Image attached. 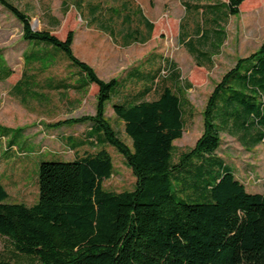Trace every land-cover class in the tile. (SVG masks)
Segmentation results:
<instances>
[{
    "label": "trees",
    "instance_id": "16d2710c",
    "mask_svg": "<svg viewBox=\"0 0 264 264\" xmlns=\"http://www.w3.org/2000/svg\"><path fill=\"white\" fill-rule=\"evenodd\" d=\"M197 1L184 4L185 13L196 14L195 38L187 37L183 23L178 35L182 42L187 39L184 47L196 66L209 70L225 40L223 23L239 15L245 0ZM72 2L79 7L76 0ZM0 5L22 27L28 63L61 56L75 69L74 83L58 82L49 90L88 92L94 87L95 114L58 125H89L81 139L67 140L70 150L86 144L102 148L93 154H75L69 162H40L38 202L30 207L6 203L8 194L0 182V239L11 247L15 264H264V183L261 193H247L233 169L216 156L222 133L247 149L264 144V42L238 59L215 84L202 112L201 135L174 161L173 143L182 137L188 101L181 90L161 83L168 77L174 83L181 80L175 63L162 59L157 68L131 69L125 79L105 82L74 56L72 31L61 40L51 31L32 29L28 15L8 0H0ZM62 5L68 9L67 2ZM95 11L91 7L89 14ZM125 12L123 46L145 44L154 25L140 8ZM132 16L141 22L143 35L132 28ZM101 29L112 33L107 27ZM12 75L0 57V83ZM127 81L139 87L121 95ZM26 84L33 85L23 74L15 89ZM184 85L183 90L191 88L187 80ZM158 87L157 97L148 100ZM110 101L130 146L105 117ZM9 133L0 127V139L16 146ZM105 145L124 158L135 177L133 190L116 193L103 187L113 175Z\"/></svg>",
    "mask_w": 264,
    "mask_h": 264
},
{
    "label": "rangeland",
    "instance_id": "374dc122",
    "mask_svg": "<svg viewBox=\"0 0 264 264\" xmlns=\"http://www.w3.org/2000/svg\"><path fill=\"white\" fill-rule=\"evenodd\" d=\"M8 1L28 15L34 30L51 31L61 40L72 31L74 56L89 65L97 77L105 82L125 79L131 69L148 71L157 68L162 59L175 63L181 80L174 83L168 77L161 83L174 91L181 90L188 101L182 137L173 143L174 161L179 154L192 148L201 135L202 112L215 84L238 59L254 53L264 42V0H245L240 14L227 18L223 23L225 40L213 56L209 70L197 67L194 58L179 43L180 23H183V32L187 37L192 40L195 38L196 14L185 13L183 0H76L79 7L72 0ZM64 1L67 2V10L63 8ZM124 5L126 11L140 8L153 23L152 38L146 44L135 43L128 48L123 46L121 35L128 26L123 23L126 13ZM91 7L96 10L93 16L89 14ZM131 23L132 28H138L141 35L145 33L137 17L132 16ZM102 27H107L112 33L104 32ZM26 49L20 23L0 5V57L13 71L9 80L0 83V127L10 130L9 138L15 142V152L20 162L24 158L29 159L15 171L14 184L7 181L6 203L30 207L38 202L37 173L40 162H69L73 161L75 154H93L102 148L86 144L75 152L70 150L67 140L81 138L89 125H58L66 120L93 116L96 108L95 89H90L88 94L73 90H49V85L58 82L74 83L77 79L75 69L61 56L49 61L28 63L23 55ZM152 58L154 60L151 61ZM23 74L30 76L33 85H21L20 90L14 89V84ZM185 80L191 85L188 90H183ZM138 87V84L127 81L125 92L121 95L129 90L136 91ZM159 92L158 87L147 99H155ZM120 96L113 101H117ZM111 103L106 104L105 117L119 139L130 146L123 123L116 118ZM220 137L216 156L233 169L235 178L245 186L247 193H261L264 183V144L247 149L225 133ZM7 142V138L0 141L3 147L7 146ZM103 149L110 155L113 166V175L103 182V187L116 193L133 190L135 177L124 158L111 146L105 145ZM11 172V164L4 166L3 161H0V177L3 181ZM1 261L16 263L11 247L3 239H0Z\"/></svg>",
    "mask_w": 264,
    "mask_h": 264
},
{
    "label": "crops",
    "instance_id": "0c3cea01",
    "mask_svg": "<svg viewBox=\"0 0 264 264\" xmlns=\"http://www.w3.org/2000/svg\"><path fill=\"white\" fill-rule=\"evenodd\" d=\"M187 3V4H191V5H194V4H197L198 1L197 0H183V7H184V4ZM185 9V8H184ZM142 11V10H141ZM240 14V13H239ZM145 17V16H144ZM146 18V17H145ZM147 19V18H146ZM151 22V21H150ZM152 23V22H151ZM180 23V22H179ZM153 24V23H152ZM152 38V37H151ZM150 38V39H151ZM150 39L148 41H150ZM147 41V42H148ZM187 41V39H185L183 42L181 41V39L179 38V43L183 46H185V42ZM146 42V43H147ZM145 43V44H146ZM133 45V44H132ZM130 45V46H132ZM141 45V44H140ZM144 45V44H142ZM128 46V47H130ZM126 47V48H128ZM13 88L15 89V84L13 86ZM90 89H94V87H91ZM89 89V91H90ZM88 92H84V93H89ZM95 91V90H94ZM95 94V93H94ZM95 98V97H94ZM3 139V138H1ZM0 139V141H1ZM78 139H81V138H78ZM9 141V139H8ZM7 145V144H6ZM2 148V149H1ZM16 150V146H11L9 147L8 145L6 147H3V143H0V161H3V165L4 166H7V165H10L11 164V167H12V172L10 173V175H8L7 179H5V181L2 180V178L0 177V182L1 184L4 186L5 190H6V184L9 182V184H14V182L16 181L15 179V171L16 170H19L20 169V166L21 164H23L25 161L29 162V159L28 160H25L24 158V161L23 162H20V158H19V155L17 154V152H15ZM17 151V150H16ZM17 163V164H15ZM15 165V166H14ZM8 181V182H7ZM7 192V191H6Z\"/></svg>",
    "mask_w": 264,
    "mask_h": 264
}]
</instances>
